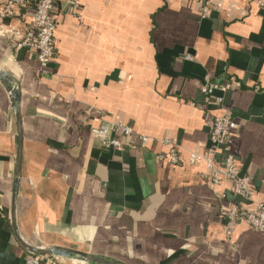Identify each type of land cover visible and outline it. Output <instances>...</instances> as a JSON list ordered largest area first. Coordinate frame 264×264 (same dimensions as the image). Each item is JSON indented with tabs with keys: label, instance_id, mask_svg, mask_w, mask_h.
<instances>
[{
	"label": "crops",
	"instance_id": "crops-1",
	"mask_svg": "<svg viewBox=\"0 0 264 264\" xmlns=\"http://www.w3.org/2000/svg\"><path fill=\"white\" fill-rule=\"evenodd\" d=\"M202 5L82 0L77 19L60 2L45 67L8 30L30 18L0 17V70L20 90L21 128L17 168L15 110L0 81V264H25L22 241L122 264H264V231L240 223L226 236L216 196L245 209L264 202V0H212L205 16ZM205 81L217 86L209 95ZM221 115L237 123L229 146L253 201L189 161ZM108 122L169 139L179 162L158 158L159 141L101 149L91 130Z\"/></svg>",
	"mask_w": 264,
	"mask_h": 264
},
{
	"label": "built area",
	"instance_id": "built-area-1",
	"mask_svg": "<svg viewBox=\"0 0 264 264\" xmlns=\"http://www.w3.org/2000/svg\"><path fill=\"white\" fill-rule=\"evenodd\" d=\"M64 3L66 12L77 19L81 18L82 0H5L0 9V17H15L18 21L25 16L30 18L24 28L14 30L17 34L18 46L32 52L41 67H45L55 56L54 32L58 3ZM201 16H205L212 0H202ZM21 24V21H20ZM18 26V24H17ZM15 27V26H14ZM190 58V56H187ZM217 86L208 81L200 85V91L211 94ZM210 144L203 154L191 153L189 161H203L207 171L204 177L213 186L222 181H228L233 195L244 200L253 201L252 187L248 176L241 175L230 150L229 140L237 123L228 115L214 116L209 120ZM98 140L101 149L146 148L154 141H159L167 147V154L159 153V159H167L172 164L179 162L178 146L167 138L157 140L147 135L136 133L130 126L119 122L102 123L91 130ZM219 156V157H217ZM220 212L224 217L226 236H230L240 223L247 224L252 230L264 231V202L256 201L251 209H245L241 203L231 202L222 194H216ZM42 260L48 264H59L56 256L29 253L25 264H39Z\"/></svg>",
	"mask_w": 264,
	"mask_h": 264
},
{
	"label": "water",
	"instance_id": "water-1",
	"mask_svg": "<svg viewBox=\"0 0 264 264\" xmlns=\"http://www.w3.org/2000/svg\"><path fill=\"white\" fill-rule=\"evenodd\" d=\"M0 81L4 83L11 94V99L13 103V107L15 110V119H16V126H17V146H18V160H17V168L19 167V161H20V150H21V128H20V90L18 86H16L12 80V77L9 76L7 73L4 71L0 70ZM17 188V178L14 181V192L16 191ZM23 246L27 249L29 253H34V254H48L52 256H59V257H74L76 259H81L83 261H90L94 262L97 264H122L121 262L115 261V260H109V259H104L100 256L78 251V250H73L70 248H63V247H56V246H50L46 248L42 247H36V246H31L24 241L21 242Z\"/></svg>",
	"mask_w": 264,
	"mask_h": 264
}]
</instances>
